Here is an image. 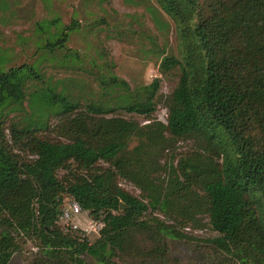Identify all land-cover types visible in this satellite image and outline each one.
Returning <instances> with one entry per match:
<instances>
[{"label": "trees", "instance_id": "16d2710c", "mask_svg": "<svg viewBox=\"0 0 264 264\" xmlns=\"http://www.w3.org/2000/svg\"><path fill=\"white\" fill-rule=\"evenodd\" d=\"M157 2L179 34V56L159 67L179 74L169 96L161 78L132 90L111 75L84 103L57 87L33 95L35 119L8 129L28 79L44 77L26 65L0 71V264L26 241L33 264H167L169 240L194 241L187 231L206 227L216 264H264V0ZM80 25L45 49H65ZM118 108L147 123L113 116ZM180 142L194 149L163 163ZM65 197L104 225L93 243L58 224Z\"/></svg>", "mask_w": 264, "mask_h": 264}, {"label": "rangeland", "instance_id": "374dc122", "mask_svg": "<svg viewBox=\"0 0 264 264\" xmlns=\"http://www.w3.org/2000/svg\"><path fill=\"white\" fill-rule=\"evenodd\" d=\"M73 24L81 25L68 32L65 49L53 54L45 49ZM71 54L75 56L70 57ZM172 55L179 56V34L173 18L162 11L157 0H0V71L26 65L44 77L34 81L28 75L31 78L27 81L28 99L23 110L8 111L6 128L35 119L33 95L55 91L57 87L84 103L88 98L100 96L99 79L111 75L126 81L132 90L161 78L160 93L169 96L179 82V74L172 71L162 76L159 67L165 57ZM113 116L142 125L147 123L144 117L119 108ZM155 116L158 121L167 123L164 104L159 105ZM58 121L54 116L50 123L56 125ZM42 135L55 136L50 132ZM136 145L133 141L130 149ZM193 149L192 142H180L173 153L165 155L163 163ZM119 183L131 195L140 196V191L132 184ZM70 199L65 197V201ZM90 221L89 213L84 212L70 225L87 228ZM187 232L194 241H168L167 264H216L206 241L216 238L217 234L210 227ZM86 237L93 243L98 235L91 232ZM22 248L11 264H33L35 245L26 241ZM85 259L92 262L91 257L85 256Z\"/></svg>", "mask_w": 264, "mask_h": 264}, {"label": "built area", "instance_id": "2783aa9c", "mask_svg": "<svg viewBox=\"0 0 264 264\" xmlns=\"http://www.w3.org/2000/svg\"><path fill=\"white\" fill-rule=\"evenodd\" d=\"M84 212L85 211L81 208V206L74 199L71 198L70 200H66L64 201L62 212L59 216L58 224L59 225L65 224L66 226H64L63 228L65 232H68V231L76 232L80 234L82 238H87L86 235L91 232H94L99 237L100 231L104 227V225L101 223L95 222L91 218H90L91 221L88 222L87 224V228H83L82 226H79L77 224L70 225L71 222L73 223L75 219L82 216Z\"/></svg>", "mask_w": 264, "mask_h": 264}, {"label": "water", "instance_id": "95a60500", "mask_svg": "<svg viewBox=\"0 0 264 264\" xmlns=\"http://www.w3.org/2000/svg\"><path fill=\"white\" fill-rule=\"evenodd\" d=\"M125 208H127V207L122 206V207H121V211H123ZM107 264H114V263H113V262H108Z\"/></svg>", "mask_w": 264, "mask_h": 264}]
</instances>
